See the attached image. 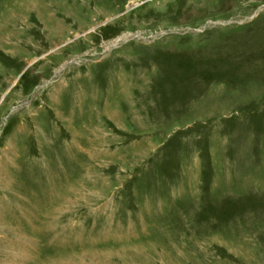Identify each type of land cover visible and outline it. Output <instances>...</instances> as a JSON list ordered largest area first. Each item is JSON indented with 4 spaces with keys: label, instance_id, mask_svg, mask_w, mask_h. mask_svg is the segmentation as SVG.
<instances>
[{
    "label": "rangeland",
    "instance_id": "obj_1",
    "mask_svg": "<svg viewBox=\"0 0 264 264\" xmlns=\"http://www.w3.org/2000/svg\"><path fill=\"white\" fill-rule=\"evenodd\" d=\"M0 264H264V0H0Z\"/></svg>",
    "mask_w": 264,
    "mask_h": 264
},
{
    "label": "bare ground",
    "instance_id": "obj_2",
    "mask_svg": "<svg viewBox=\"0 0 264 264\" xmlns=\"http://www.w3.org/2000/svg\"><path fill=\"white\" fill-rule=\"evenodd\" d=\"M26 247H28V246H26ZM26 247H25V248H26ZM19 249H20V248H19ZM21 249H24V247H22ZM23 251H24V250H23Z\"/></svg>",
    "mask_w": 264,
    "mask_h": 264
}]
</instances>
